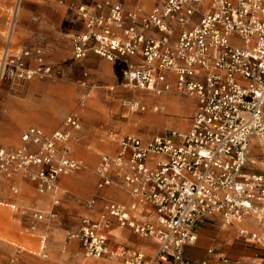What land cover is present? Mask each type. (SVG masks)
Wrapping results in <instances>:
<instances>
[{"label": "built area", "instance_id": "2783aa9c", "mask_svg": "<svg viewBox=\"0 0 264 264\" xmlns=\"http://www.w3.org/2000/svg\"><path fill=\"white\" fill-rule=\"evenodd\" d=\"M129 1H70L85 29L71 38V58L93 53L118 63L123 88L190 97L194 113L186 129L169 128L146 140L127 134L114 155L100 157L85 202L90 211L100 208L96 217L83 215L67 228L64 244L76 240L83 258L122 264H231L212 248L211 258L194 260L184 252L197 242L198 223L215 214L264 247V232L241 225L247 217L264 225V173L244 170L250 142L264 141V0ZM46 51L42 39L14 47L9 38L0 49V84L59 77L62 69L46 60ZM127 103L134 111L163 110L154 102ZM78 128L79 117L71 113L62 128L48 133L30 126L19 146L0 145V177L22 173L38 193L54 195L47 215H33L40 223L61 224L54 208L60 203L57 179L81 169L71 147ZM111 185L125 189L129 200L110 199L104 190ZM10 191L18 193L13 184ZM112 226L153 240L154 251L110 245L106 231ZM45 240L42 258L48 256Z\"/></svg>", "mask_w": 264, "mask_h": 264}, {"label": "rangeland", "instance_id": "374dc122", "mask_svg": "<svg viewBox=\"0 0 264 264\" xmlns=\"http://www.w3.org/2000/svg\"><path fill=\"white\" fill-rule=\"evenodd\" d=\"M68 4L69 2L67 6ZM61 12L70 11L68 8L59 7L56 0H0V49L6 44L8 38L11 39L14 47L39 39L36 33L39 22L48 25L46 31L59 27L62 23ZM13 36L16 40H12ZM45 43L48 62H50L48 57H55L57 61L69 63L72 66L64 68V74L59 77L35 78L26 82L3 81L0 84V145L19 146L22 143L21 134L30 126L39 127L48 133L62 128L65 118L71 113H76L79 117V128L72 130L71 145L73 156L82 162V166L79 170L62 174L60 179L62 187H66L73 196L87 199L94 190L96 179L93 172L100 155L111 153L109 152L111 145L108 143L114 144L112 137L115 136V139H118L126 134L142 136V132L158 130L161 124L157 119L143 122L138 120L144 116H154L148 114L151 110L134 111L124 105L129 100L137 99L140 93L144 96L151 94L123 88L119 65L115 64L110 74L105 70L109 69V67L106 68V64L111 62L104 58L95 57L96 61L91 62L87 57L75 63L69 59L71 55L68 37H62L58 48L55 45L54 47L49 45L48 42ZM84 72L87 76L83 75ZM83 79L86 81L85 85L81 84ZM160 101L167 108L159 113L163 116V120H165L164 117L173 116L176 117V121H180L182 116H187L191 112L192 101L187 96L170 94L161 97ZM131 118L137 120L133 121ZM169 128L176 127L168 125L162 132ZM261 159L264 160V153L251 148L247 169L264 171L258 163ZM20 174L16 173L10 179L0 177V195L3 200L0 207V264H54V254L50 249L51 235L57 230L61 231L60 253L65 254L68 248L67 245L65 251L63 250L65 230L74 229L76 226L68 224L70 222L74 225L67 215H63L64 218L59 215L61 224L46 219L41 223L34 220L33 215L37 212L47 215L53 206L54 195L47 197L46 205L25 207L19 199L26 198L35 202L39 193L27 178L21 176L23 179H14ZM69 177L88 182L89 180L85 178H91L92 186L86 193H79L64 180ZM11 184L17 187L19 195L11 193ZM81 187L83 188V185ZM62 204L57 208L68 213L72 210L77 212L71 204ZM12 205H15V208ZM205 222L208 223L206 220ZM32 225L36 226V230H31ZM206 232L207 247H214L216 242L214 231ZM112 234L115 233L111 232ZM45 236L48 253L46 259L41 258L37 253L29 252L37 249L39 240ZM23 247L24 250H21L20 248Z\"/></svg>", "mask_w": 264, "mask_h": 264}, {"label": "crops", "instance_id": "0c3cea01", "mask_svg": "<svg viewBox=\"0 0 264 264\" xmlns=\"http://www.w3.org/2000/svg\"><path fill=\"white\" fill-rule=\"evenodd\" d=\"M56 1L58 3L59 7L68 8L67 2H70V1L83 2V3L89 4L94 0H63V2H61L62 0H56ZM132 2L133 1L130 0V3H132ZM146 4L150 5L151 2L147 1ZM69 11L70 12H68V13L67 12L66 13H62V12L60 13L61 14L60 18H61L62 23L60 24L59 27L56 26L55 29L50 30V31H46L48 25L46 23L44 24L42 22H39L38 27H37L38 30L36 33L38 34L37 38L42 39L45 42H48V44L53 46V47L55 45L57 48H58V45H60L59 42L62 39V37H68L69 38V54L71 55V38L73 37V35H75L77 33L84 32L85 29H84V25H83L82 21L78 17L75 16L73 11H71L70 9H69ZM64 21H65V23H64ZM53 47H52V49H53ZM89 55H88V57H89L88 60L91 62H95L96 61L95 57H98V56H96L93 53H89ZM86 58H84V59H86ZM69 59H71L75 63H79V62L84 60V59L73 60L71 58V56H69ZM48 60L52 64H54V65H56L62 69V74L60 76H62L64 74V71H65L64 68L72 66L69 63H65V62L61 63V62L57 61L55 59V57L54 58L48 57ZM115 64L119 65L118 63H113V62H111L110 64L107 63L106 68L109 67V69L108 70L106 69L105 71L110 73L112 71V68L116 66ZM120 69H121V67H120ZM136 91L145 92L142 90H135V92ZM142 95L143 94L140 93V96H137V99L138 98L140 99V100L138 99L139 101L149 102L150 104L153 102L161 104V105L163 104V110L162 111H165L164 109L166 106L163 102L160 103L161 102L160 98L168 96L170 94L162 95V96H153L154 98L151 95L146 94L145 100L140 98ZM187 98H189L192 101L191 112L187 116H184V117L182 116L180 121H176V117H173V116L164 117L165 120H163V116L161 114H159L162 111L153 112V111L149 110L150 112L148 114H153L154 119H157L159 121V124H161V126L156 131L151 130V131L142 132L141 133L142 136H139V135H137V136L141 137L143 140H146V139L153 137L155 135L163 134L167 129L164 132H162V131L164 130L165 127L167 128L168 125H170V127L171 126L176 127L178 129L179 128L180 129H186L189 126L190 117L194 113V105H193L194 101L190 97H187ZM148 123H150V122H148ZM112 140L114 141V144L108 143L111 145V150L109 151L111 153H107V155H114L118 149L119 138L115 139V136H113ZM261 142H264V141H261ZM261 142L257 141L256 139H253L250 142L249 149H248V160H249L251 148L257 152L264 153V144ZM71 147H72V145H71ZM102 155H100V157ZM100 157H99V160H100ZM99 160H98V162H99ZM253 162H255V161H253ZM258 163L261 167L264 168V160L263 159L258 161ZM244 170L246 172H252V173H264L263 170L247 169V164L244 167ZM94 171H95V169H94ZM93 174H94V178L96 179L95 172H93ZM21 176L23 178L25 177L21 173L20 175L16 176L14 179L15 180L16 179L17 180L23 179ZM61 176L62 175H60L57 179V191L55 193V196L60 199V203L55 206V209L58 211L59 215H62V217H63V215H67V218L70 219L71 221H73V223H74V225H73L70 222L69 223L66 222L71 226H77L79 223L80 217L83 215H86L87 213L96 217V210H98V208H100V203L97 204L95 211L88 210L85 206V202L89 197L87 199H79V198H76L75 196H73V194L69 190H67L66 187H62V185H61L62 180L60 179ZM82 179H84V178H82ZM85 179L89 180V182L84 181V180L82 181L81 179H76L73 177H69V179H67V180L65 178L64 180L75 191H77L79 193H86L87 191L90 190V188L92 186V184H91L92 179L88 178V177H86ZM116 180H118V179H116ZM95 184H96V181H95ZM95 184H94L93 189H95ZM81 185H83V188L81 187ZM104 192L108 197H110V199L118 201V202H126L129 200L128 194L126 193V190L117 186V185L109 186L108 188H106L104 190ZM18 195H19V193H18ZM38 196L39 197H38L37 201H35V202H32L26 198H20L19 202L28 208H32L34 205H41V204L46 205V203L48 202L47 197H52V194L51 193H45V194L39 193ZM62 203L71 204V206H74V208H76L77 212H72L73 208L71 209L72 211H70L69 213L66 212L65 210L61 209V208H57V207L62 206L63 205ZM262 205L264 207V202L262 203ZM205 220L208 221V223L205 222ZM205 220L201 221L199 223L200 225L197 226V234H198L197 242L194 245H190V246L185 247L184 254L186 257H188L190 259L197 260V259H202V258H211V257H213V255H216V254L219 255L220 254V255L227 256L230 259L231 264H264V247H262L258 244H255L246 238H242V237L238 236L235 227L224 226L222 224V219L219 216V214H215L214 216L207 218ZM214 220H216V222H214ZM211 222L213 224H211ZM241 225L250 231H254V232H258V233L264 232V225H259L257 220L254 219L253 217H247L246 219H244V221L241 223ZM211 226H213V228H211ZM34 230H36V228ZM208 230L214 231V238H216V242H215L214 247L213 246L207 247L208 243L206 242V233H207L206 231H208ZM111 232H114L116 235L115 234L111 235ZM106 235L108 237L109 244L112 246H123V247L136 249L138 251L145 253L146 255H150L155 249V243L153 240L147 239V238H140V237L136 236L135 234H133L127 228L112 226L110 229H108L106 231ZM61 238H62V233L60 230L53 232V234L51 235L50 249H51V251H53V254H54L53 255L54 259H55L54 264H66V263H68V264H98V263L99 264H122V263H118V262L109 261L107 259L83 258L81 256L80 245L76 240H72V241L68 242V248H67V252L65 254L60 253ZM40 244H41V239L39 240V244L37 246V249L30 250L29 252H31L33 254L37 253V255H39L41 257ZM210 248H212L214 250L213 255L209 253ZM20 249L24 250V247L20 248Z\"/></svg>", "mask_w": 264, "mask_h": 264}, {"label": "bare ground", "instance_id": "6f19581e", "mask_svg": "<svg viewBox=\"0 0 264 264\" xmlns=\"http://www.w3.org/2000/svg\"><path fill=\"white\" fill-rule=\"evenodd\" d=\"M16 37V36H15ZM9 39V38H8ZM14 39V36H13V38H12V40ZM14 40H16V39H14ZM152 96V95H151ZM153 97V96H152ZM141 99H143V100H145L146 99V96H144V95H142L141 97H140ZM154 98V97H153ZM134 99H136V98H134ZM139 99V98H138ZM140 100V99H139ZM152 101V100H151ZM169 103V102H168ZM124 105L126 106V107H129V110H132L131 108H130V105L128 104V103H124ZM163 105V104H162ZM165 109H167V108H165ZM164 109V110H165ZM141 112H143V111H141ZM131 117H135V116H131ZM139 117V116H138ZM145 117V118H144ZM143 118L141 117V118H139L138 120L139 121H141V122H143V121H151V120H153L154 119V116H144ZM133 119V121H135V120H137V119H135V118H131V120ZM261 143H263V142H261ZM106 147H108V146H106ZM109 148V147H108ZM106 149V148H105ZM88 214V213H87ZM68 245V243H66V244H64V248H63V250L65 251V249H66V246Z\"/></svg>", "mask_w": 264, "mask_h": 264}]
</instances>
